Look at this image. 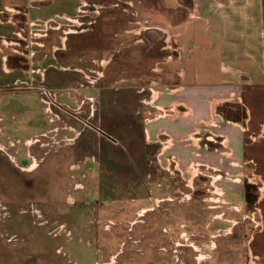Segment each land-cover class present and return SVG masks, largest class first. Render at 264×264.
Masks as SVG:
<instances>
[{
  "label": "rangeland",
  "instance_id": "rangeland-1",
  "mask_svg": "<svg viewBox=\"0 0 264 264\" xmlns=\"http://www.w3.org/2000/svg\"><path fill=\"white\" fill-rule=\"evenodd\" d=\"M163 7L85 0L61 25L6 20L2 62L25 75L0 85V264H264L251 247L260 182L241 168L196 178L157 144L147 160L144 110L175 93L157 88L189 43L158 22Z\"/></svg>",
  "mask_w": 264,
  "mask_h": 264
},
{
  "label": "crops",
  "instance_id": "crops-1",
  "mask_svg": "<svg viewBox=\"0 0 264 264\" xmlns=\"http://www.w3.org/2000/svg\"><path fill=\"white\" fill-rule=\"evenodd\" d=\"M84 1L0 0V38L14 32L15 27L7 21L17 14L44 27L55 21L61 25L67 17L76 16ZM162 1L158 22L179 23L189 43L176 61L180 62L181 75L168 76L157 88L172 87L175 93L161 97L158 93L152 100L153 107L147 102L149 108L144 110L147 160L154 152L155 146H151L157 144V157H163L169 166L171 156L181 169L199 167L193 173L196 178L203 176L202 169L207 167L222 171L245 169L263 186L257 193L258 210L251 216L256 227L252 251H259L255 254L263 257L264 0H188L189 17L185 10H177L172 0ZM87 17L84 15V23L89 22ZM160 27L159 30L166 29ZM4 51L9 53L8 48ZM2 60L0 56V85L7 87L20 81L25 73L13 68V58L6 63ZM170 107H176V115H171ZM164 111L170 114L162 116ZM203 121L209 135L195 137V131L205 127ZM166 141L171 142L170 148L164 146Z\"/></svg>",
  "mask_w": 264,
  "mask_h": 264
},
{
  "label": "built area",
  "instance_id": "built-area-1",
  "mask_svg": "<svg viewBox=\"0 0 264 264\" xmlns=\"http://www.w3.org/2000/svg\"><path fill=\"white\" fill-rule=\"evenodd\" d=\"M31 25L33 26V25H36V23H31ZM42 89H43V94L46 96V98L47 99H49V100H53V99H55V94H53V93H51V91H47L46 90V88L45 87H42ZM257 227L259 226V223L257 222Z\"/></svg>",
  "mask_w": 264,
  "mask_h": 264
}]
</instances>
